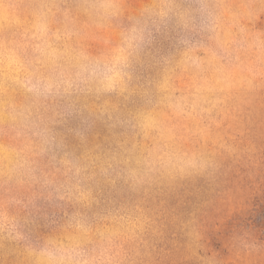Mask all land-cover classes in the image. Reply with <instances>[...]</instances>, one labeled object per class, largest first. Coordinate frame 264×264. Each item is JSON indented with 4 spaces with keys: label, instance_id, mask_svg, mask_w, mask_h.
Returning a JSON list of instances; mask_svg holds the SVG:
<instances>
[{
    "label": "rangeland",
    "instance_id": "obj_1",
    "mask_svg": "<svg viewBox=\"0 0 264 264\" xmlns=\"http://www.w3.org/2000/svg\"><path fill=\"white\" fill-rule=\"evenodd\" d=\"M264 264V0H0V264Z\"/></svg>",
    "mask_w": 264,
    "mask_h": 264
},
{
    "label": "clouds",
    "instance_id": "obj_2",
    "mask_svg": "<svg viewBox=\"0 0 264 264\" xmlns=\"http://www.w3.org/2000/svg\"><path fill=\"white\" fill-rule=\"evenodd\" d=\"M49 260V264H64L63 258H57V255L52 252H45L44 253Z\"/></svg>",
    "mask_w": 264,
    "mask_h": 264
}]
</instances>
